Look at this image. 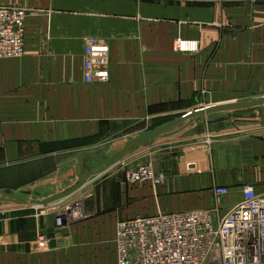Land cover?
I'll use <instances>...</instances> for the list:
<instances>
[{"label": "crops", "instance_id": "obj_1", "mask_svg": "<svg viewBox=\"0 0 264 264\" xmlns=\"http://www.w3.org/2000/svg\"><path fill=\"white\" fill-rule=\"evenodd\" d=\"M0 5L28 10L25 53L0 61V191L30 197L48 188L41 197L48 198L77 183L84 152L112 159L148 128L264 94V0ZM91 36L109 47L95 64L108 70L106 82L84 81V46ZM178 42L197 45V51L178 49ZM263 107L257 120L250 117L257 111L238 117L233 110L186 122L174 138L186 144L175 152L171 146L155 150L152 140L137 144L120 163L129 167L139 157L152 162L160 184L91 177L80 189L87 197L82 220L57 223L63 202L74 194L0 213V264H118L120 220L200 209H214L219 220L242 199L244 184L264 192ZM117 134L120 143L108 153L91 147ZM82 163L84 171L102 166L91 155ZM220 186L230 192L218 200L214 189Z\"/></svg>", "mask_w": 264, "mask_h": 264}, {"label": "built area", "instance_id": "obj_2", "mask_svg": "<svg viewBox=\"0 0 264 264\" xmlns=\"http://www.w3.org/2000/svg\"><path fill=\"white\" fill-rule=\"evenodd\" d=\"M28 10L0 5V61L25 53ZM178 49L197 45L178 42ZM109 51L98 37L84 46V81L106 82L108 70L95 66L99 54ZM133 180L159 181L150 164L132 171ZM217 199L227 187L214 189ZM242 199L215 221L214 209L137 215L117 224L118 264H264V192L251 184L241 189ZM63 217H58L61 225Z\"/></svg>", "mask_w": 264, "mask_h": 264}, {"label": "water", "instance_id": "obj_3", "mask_svg": "<svg viewBox=\"0 0 264 264\" xmlns=\"http://www.w3.org/2000/svg\"><path fill=\"white\" fill-rule=\"evenodd\" d=\"M261 106H264V94L244 100L221 102L210 106H206L204 108L196 109L150 132H146L130 137L126 142H124L121 152L112 159H106L97 152L82 153L79 157L80 165L78 170V181L74 186L68 188L67 190L59 192L45 199H34L32 197L14 192L0 191V203H15L18 205H35V206H48L54 204L78 192L83 187L85 182L91 177L102 175L105 172H107L110 168H112L114 165L120 163L125 158L127 153L139 143L151 141L153 139H157L158 137L166 136L168 132L177 128L181 124H184L188 121H194L196 119H199L203 116L212 113L233 111L237 109H250ZM86 155H91L96 157L102 163V166L91 169L89 171H84L82 157ZM170 164L177 167L176 163L167 162V164L164 165L169 166Z\"/></svg>", "mask_w": 264, "mask_h": 264}, {"label": "rangeland", "instance_id": "obj_4", "mask_svg": "<svg viewBox=\"0 0 264 264\" xmlns=\"http://www.w3.org/2000/svg\"><path fill=\"white\" fill-rule=\"evenodd\" d=\"M202 108H204V107H202ZM260 108L261 107L250 108V109H237V110H234V111H239V112L234 113V111H233V116L247 117L248 115L247 116H240V115L243 114V112H246V111L247 112H255V111H257L258 114L254 115V116H250V117H255V119L257 120V118H256L257 116H258V118H261V114L262 113H261V111H259ZM192 111H194V110H192ZM186 127L187 126H186L185 123L181 124L177 128H175L172 131L168 132L166 136L158 137L157 139H153L152 142H151V144L153 145V148L156 150L158 148L159 149H164L167 146L168 147L171 146L172 148H174L171 151L175 152V150H176L175 147H179L182 144H186L185 141L174 140L175 136H177L179 134V132H181V130H183ZM152 129L153 128H148L145 132H139V133L134 134V135H139L141 133L150 132V131H152ZM193 134L194 133H190L188 135H193ZM120 135L122 136V134H119V135L117 134V135L111 136L110 138H107V139H105L103 141L102 140L99 141V142L94 141L93 145L91 147L96 149V150L101 151V153H108L109 148L111 146L120 143V141H119V138L121 137ZM190 141L191 140H189V142ZM180 148H182V147H180ZM174 155H175V153H174ZM147 163L152 166L153 171H154V167H153V163L152 162L146 161L144 158L139 157L138 159H136V162H134L129 167H128L127 163H125L124 165L121 164V163L114 165L112 168H110V171L108 173L101 175L102 176L101 179H106V178H109V177H113L115 179L116 176H119L120 178L124 179L126 184L131 185V186H133L135 184H140V183L146 182V181H152V180H146V181L133 180L132 171L137 169L139 166L147 164ZM117 170H119L118 173H116ZM113 174H115V175H113ZM156 177H157V175H156ZM101 179H99V180H101ZM154 182L156 183V185L159 183L158 181H154ZM48 190H49L48 188H46V189L42 188L41 190L33 191L30 197H32L34 199H43L41 197L44 196L45 192L48 191ZM84 193L85 192L80 190L77 193H75L73 196H71L70 199H72V198L76 199L77 198V200L79 199L78 202H76L77 200H74L73 202L72 201L70 202V199L68 201L63 202L64 206L62 207V210L60 212V217H63L61 225L65 224L66 222H72L74 220H82V219L87 217L88 214H87L86 210H84V206H85L87 197L84 196L85 195ZM0 204H2V205H0V209H1L0 213H5L7 210H14L18 206H20V205L15 204V203H0ZM69 207H70V209H68ZM66 209H68L69 211L66 212L65 211ZM16 211H19V210H16Z\"/></svg>", "mask_w": 264, "mask_h": 264}, {"label": "bare ground", "instance_id": "obj_5", "mask_svg": "<svg viewBox=\"0 0 264 264\" xmlns=\"http://www.w3.org/2000/svg\"><path fill=\"white\" fill-rule=\"evenodd\" d=\"M68 209H70V207H69ZM68 209H66L65 211L68 212V211H69ZM64 213H65V212H64Z\"/></svg>", "mask_w": 264, "mask_h": 264}]
</instances>
